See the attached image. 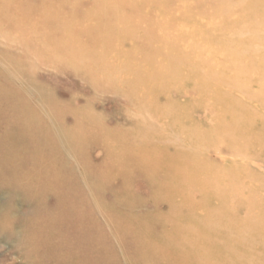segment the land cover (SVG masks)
Listing matches in <instances>:
<instances>
[{"label":"rangeland","instance_id":"rangeland-1","mask_svg":"<svg viewBox=\"0 0 264 264\" xmlns=\"http://www.w3.org/2000/svg\"><path fill=\"white\" fill-rule=\"evenodd\" d=\"M95 1L105 9L94 16L85 7ZM129 1L55 0L46 6L49 11L35 4L29 12L41 13L42 18L32 19L36 22L32 31L26 29L22 10L16 20L11 14L0 17V29H7L8 36H13L14 20L21 29L17 40L2 39L5 46L0 50L8 54V61L0 57V112L12 114L17 157L26 159L16 168L11 190L0 185V204L10 199L12 206L11 214L0 217L6 223L0 227V264H165L164 254L147 240H162L170 230L165 223L166 215L173 214L171 195L160 181L180 164L193 178L177 191L178 201L191 196L201 209H217V201L198 187L190 193L193 183L206 179H213V194L229 201L227 218L235 226L227 242L219 235L215 238L216 248L210 255H218L216 264H264V85L255 83L257 74L264 76V0H196L194 6L207 12L210 3H221L220 10L225 11V1L235 9L232 15L201 13L198 27L181 24V17L192 8L188 2L172 20L176 28H168L172 25L165 23L159 11L165 0H137L138 13L127 6ZM11 7V2L3 5L4 10ZM70 20L76 23L68 25ZM72 27L76 28L71 32ZM47 40L53 60L43 54ZM100 47L102 51L94 56ZM22 50L30 55L22 58ZM247 59L257 61L252 66L262 69L248 66L244 72L227 74L226 67L241 61L237 66L243 69ZM162 62L168 64L166 74ZM8 70L13 75L5 73ZM142 73L148 78L143 94L150 114L162 108L175 116L178 125L192 120L200 130L213 134L219 126L216 119L223 116L218 103H231L232 97L252 110L251 122L243 128L250 135L236 146L220 143L223 150L209 147L202 139L187 162L183 152L192 153L189 147L177 152L175 143L155 141L165 145L166 156L160 158L153 181L146 168L130 166L119 154L124 150L120 144L134 157L139 148H146L136 130L145 131L151 121L141 124L143 96L132 93ZM226 74L244 81L236 94V87L225 82ZM191 81L201 86L193 87ZM220 98L228 101L220 102ZM226 117L235 123L236 114ZM160 121L163 133L176 131L177 124L168 126V116ZM120 130L126 132L121 138L116 135ZM6 131L1 124L0 136ZM184 131L178 135L186 137ZM52 135L55 141L44 145L41 138ZM79 135L98 141L86 146L78 142ZM24 144L29 149L23 153ZM105 145L114 150V159L120 157L112 164L107 161V166L101 160ZM220 168L224 175L215 177L223 172ZM122 195L126 198L121 199ZM240 198L251 208L245 205L236 212L233 206ZM89 203H101L106 209L93 205L90 210ZM56 215L61 218L55 219ZM151 221L150 238L134 237L141 224ZM209 225L217 221L212 219ZM73 231L78 234L70 238Z\"/></svg>","mask_w":264,"mask_h":264},{"label":"bare ground","instance_id":"bare-ground-1","mask_svg":"<svg viewBox=\"0 0 264 264\" xmlns=\"http://www.w3.org/2000/svg\"><path fill=\"white\" fill-rule=\"evenodd\" d=\"M136 1L137 0L129 1V3H127V6L130 7L132 11H135L138 13ZM9 2L12 3L11 9L10 10H4L3 5L7 4ZM51 2L54 3L55 0H47V1L39 0V1H36L34 3H32L31 0H0V17L5 18L7 14L8 15L11 14L14 16L13 19L16 20L18 14H21L20 10H22L23 15L27 19V24L25 25L26 29L32 31L33 27L36 25V22L34 20H33L34 21L33 22L32 19L34 18V19L41 20L42 15H40L41 13L40 14L30 13L29 12V11H31L30 8L36 4V6H40L43 11H44V9L49 11V9H47L48 7H46V6L48 4H50ZM188 2L190 3L192 8L191 7H190L191 9L189 8L190 10L187 11V15L181 17V24H182V22L184 24H188V25L192 24L193 27L197 26V25H202L201 22L198 21V20L202 21V19H200V17L202 16L201 13H203V14L204 13L214 14L218 11H223V13H227V14L232 15L235 11L234 7L232 9V7H230L231 4L228 3L227 1H225L223 3V5H224L223 7H224L225 11L220 10V8L222 7L221 3H219L218 5H216V4L211 5V3H210L211 7L209 8V12H207L206 10H208V9H204L202 7L199 8V6L197 7V5L194 6V3H196V0H165L161 3V5L159 7V11L161 12L162 17L164 18L165 23L167 22L169 24V26H171L173 23L172 20L181 14L180 10L185 8L186 4ZM171 5H173V8ZM219 6H221V7H219ZM41 8H40V10H41ZM85 9H86L85 12H92L93 15L95 16V15H97V13L98 14L101 13L105 8L102 6L101 2L95 1L91 4V7L86 6ZM52 15H53V13H52ZM54 19L56 20V18H54ZM15 20L12 23L13 24V30L11 29L12 30L11 33L13 36L7 35V32H8L7 29H2V30L0 29L2 32L0 49L4 48V46H5V44L2 43V41H3L2 39H4L6 42L9 43V42L15 41L19 38V33L21 32V29L16 26L17 24L15 23ZM47 21L49 23V19H47ZM45 22H46V20H45ZM71 23H76V22H73L70 20V22H68L67 24L70 25ZM49 25H50V23H49ZM74 28H76V27H74ZM74 28L72 27L71 32L73 31ZM168 28H176V26L172 25V27H168ZM147 29H149V28L147 27ZM66 33H70V31H67ZM6 35L8 36V39H7ZM37 37H39V36H36V35L34 36L32 34V38H37ZM41 37H43V35H41ZM260 39H262V38H260ZM45 44H47V46L44 48L43 54L48 59L53 60L52 59L53 56L52 57L48 56L49 50H51V48H52V47H49L50 42L47 40V42ZM262 45H264V43ZM262 45L258 46L256 51L261 50ZM30 49H32V48L30 47ZM26 51L23 52V50H22V54H21L22 58H26L30 55V53L26 52ZM101 51H102V48L100 49V51L98 50V52H96V54L94 53L93 55L96 56L97 53H100ZM0 57L3 60L8 61V54L6 55V54L2 53V50H0ZM191 61H195V59H191ZM244 61L247 62V64L244 66L243 69H240L239 68L240 66H237L239 63H241V61L237 62L235 64V66L232 68L226 67L227 70L226 69L225 70L228 71L227 74H230L231 72L232 73L233 72L234 73L235 72H237V73L238 72H244V71H246L245 68H247L248 66H252V64L258 63L257 61H254V63H253V61L249 60V59L244 60ZM124 65H126L125 62H124ZM162 67H163L162 71H164L165 74L168 73V70H167L168 64H165L164 62H162ZM252 67H254V69L256 68L258 71H260L262 69V66H257V67L252 66ZM256 69H255V71H257ZM5 73L13 75V72L10 70L5 71ZM174 73L179 74L175 71H174ZM227 74L225 75L226 77L224 80L228 84L231 83V85L236 87L237 90L234 92V94H236L239 91V89L243 86L242 82L244 83V81H242L240 79L241 77H239V76H234V78H232L229 75L227 76ZM257 75H258V77H257V80H255V83H257L258 85H264V76H260L259 74H257ZM147 79L148 78L146 77V75L144 73H142L141 75H139V78L137 79L136 83L132 87V93L142 94V96H143L142 98L140 97L141 98L140 100L142 102V108H143V112L141 115V118H143V122H141V124L145 125V123L147 121H151V124H150L151 126L146 128L145 131L142 132V128H141V130H136V133L138 135H140L141 138L143 139V142H144V145L146 148H139L137 156L134 157V156H132V154H129L131 152L128 151L126 146H123L122 144H120L124 148V150H121L122 153L119 151V154L121 155V157H124L125 159H127L128 164L130 166L132 165L133 167H140L143 169L146 168L148 173L153 178V181L156 178V174H158V172H159L160 158L163 156H166L165 155L166 154L165 145H164V147L158 146L155 144V141L156 142L161 141L163 143H170V142L175 143L177 145V152H179L180 150H182L186 147H189V149H191L190 152H192V153L186 154L185 152H183L185 162H187L190 160L189 156L194 154L195 151H197L199 149L198 144L200 143V141L202 139H205V141L207 142L209 147H212V148H218L219 147L220 149L223 150L222 146L219 145L220 143L226 142L229 145L236 146V145H238V143L240 141L245 140V137H248L250 135L247 132L243 131V128L251 122L249 119V116H250L249 114H252V110L250 109L249 106L244 105V103H242V102H240L237 99H234L232 97H229V99L227 98L229 101H232L231 103H218V105H217L218 112H220L222 110L223 116H220L216 119L217 124L219 126L216 127V131L213 134H209L208 132H204V131L200 130L198 128V125H196L192 120H187L186 126L178 125L180 123H178V122H177L178 124L175 123V120H174L175 116L172 114L162 112V108L160 109V111L157 114H155V113L150 114V112L144 108L146 106V103H145L146 97L143 94V88L146 85ZM188 82H190L189 79H188V81H186V83H188ZM186 83H185V85H186ZM192 86L193 87H200L201 85L199 84V82L195 83V81H194V82H192ZM0 87H1V85H0ZM235 98H237V97H235ZM227 99L220 98L219 101L224 102ZM5 100H8L7 102H9V103L11 102L10 98L9 99L6 98ZM9 105H10V107L15 108L14 104L10 103ZM229 113H230V117L233 114H236V120L234 121L235 123L230 122L229 119L226 117V115ZM162 116H168V118H169L168 126L169 127L172 126V124H175V125L177 124L175 132H172V133L170 132V133L166 134L160 130V128L162 126H164V124L160 121V118ZM78 122L79 121L77 120V123ZM1 124L5 125V128H7V131L4 133L3 136H0V185H5L8 189L11 190V188L16 183V176H15L16 168L26 164V159H24V157H22V158L17 157V149L18 148L16 149L17 142H16L14 131L12 130L13 126H14L12 114L11 113L3 114L0 112V125ZM78 124L80 125V122ZM134 124H135V121H134ZM182 129H185L184 132H186V137L178 135V132H182ZM122 133L124 135L126 132H124V130H120V131L116 132V135L119 138H121L120 135ZM64 134H66V136H69V137L75 135V134L72 135L71 133L68 134L67 132H65ZM160 137H162V139ZM41 139H43V143L45 145L46 143L54 142L55 136L53 137V135H52V137L50 136L49 139L42 137ZM77 139L79 140L78 141L79 143H82L83 145H86V146L87 145L91 146L92 143L96 144L98 141L96 139H91V138L84 137V136L80 137V135L78 136ZM24 145H27V144H24ZM43 147H45V146H43ZM103 147H104V149L102 150L101 160H102V162H104V164H106V166L108 165L107 161H109V163L112 164V163H114V161L116 162L120 159V157L119 158L117 157V159L116 158L114 159V150L112 149V147L111 148L107 147V145H105ZM27 148L29 149L28 145H27V147L23 148V150H21V148H20V152H23V151L28 152V151H26ZM231 148L234 151H236V149H234L233 147H231ZM69 153H71L70 149H69ZM147 153H149V154L147 155ZM128 157H129V159H128ZM167 157L169 160L174 162L175 159L173 156L167 155ZM181 168H182V164H180L176 170L171 172L169 174V176L167 177V179H163L162 181H160V185L167 187L169 194L171 195L170 201L172 202V208H171L170 212L171 213L173 212L174 215L171 213H170L171 215L168 214L169 216L166 215V217H168V218L166 219L167 222L165 223L166 225L168 224L170 226V230L165 235V238L162 240H157L154 242L149 241V240H147V241H148V243L153 245L156 252L164 254V256L167 260L165 264H216L218 255L216 257L212 256V254L210 255L211 251L212 250L214 251L216 248L214 246L213 242L215 241V238H219V236H221L220 238L222 241L225 240V242H227L228 236L232 234L231 230L235 226L234 222L227 218L228 211L230 210L229 201L226 200V198H224L223 196H221L219 194H217V195L213 194V191L216 190L213 186V179H211V180L206 179L205 183H199V182H197L198 184L193 183L190 193H193L194 187H198L199 188L198 191L205 192L210 199L217 201V203L219 204V207L217 209H212V208H208L207 210L201 209L200 206H198V203H196V201L193 200L191 198V196H189L185 199H180V201H178V199L175 197L177 191H179V189L182 188L183 186L188 185V181L191 178H193V176L191 174L183 172L181 170ZM221 171H223V170L221 169ZM217 174H215V177L216 176L220 177L221 175H224V171L221 172V174L220 173H217ZM104 175L108 177V175H106V174H104ZM211 177H214V175H212ZM23 182H24V180H23ZM233 184H235V182H233ZM123 191H125V190L123 189ZM239 195L241 196V194H238V193L236 194V196H239ZM234 196H235V194H234ZM125 198L126 197L124 195H122L121 199H125ZM94 200H96V199H94ZM240 200L241 201L236 206H233L234 210H236V212H238L239 209L242 206L244 207L245 205H246L245 208H247V209H248V207L251 208V206L248 204V202L244 201V203H242L243 200L241 198H240ZM90 205H92V206H87V208H89L90 210H93L94 206H97L95 209H99V210H105L106 209L105 206L102 205L101 203H92ZM11 210H12V206H11L10 199H7L4 203V205L0 204V217H1V214H5V213L11 214L12 213ZM233 212H235V211H233ZM233 214H235V213H233ZM119 215H121L120 212L118 213V216ZM54 217L57 220H59L61 218V216H59V215H56ZM212 219H215L217 221V225H215V226L209 225V222ZM5 224L6 223H2L0 220V227L2 225H5ZM7 224L10 225L11 223H7ZM152 225H153L152 221L150 223L145 224V225H143V224H141L140 226L136 225V226H139L138 231H135V235H138V236L134 235V237L137 238V237L141 236L143 238H150L151 235L149 234L148 230L149 229L151 230ZM52 227H53L52 229L55 230L54 225H52ZM116 227H119V225H116ZM114 228H115V224L112 225L111 231H113ZM77 232L78 231H73L72 233H70L69 234L70 238H72L71 235L77 236V234H78ZM119 238H121V237H119ZM99 242L100 243L102 242L101 238H99ZM243 244H245V243H243ZM105 249L109 250V248L107 246H105ZM166 253H169V254L166 255ZM236 253L238 255V251H236Z\"/></svg>","mask_w":264,"mask_h":264}]
</instances>
